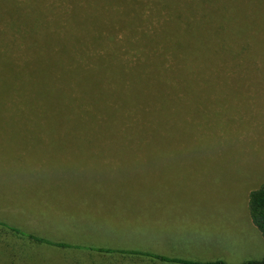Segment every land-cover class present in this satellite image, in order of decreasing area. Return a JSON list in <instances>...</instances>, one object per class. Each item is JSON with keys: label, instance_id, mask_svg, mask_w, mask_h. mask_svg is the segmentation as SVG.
Instances as JSON below:
<instances>
[{"label": "rangeland", "instance_id": "374dc122", "mask_svg": "<svg viewBox=\"0 0 264 264\" xmlns=\"http://www.w3.org/2000/svg\"><path fill=\"white\" fill-rule=\"evenodd\" d=\"M115 1L122 22L113 41L93 40L105 23L71 22L84 0H0V222L82 245L230 264L263 258L247 199L264 184V0H172L187 15V3L198 6L203 47L192 34L166 43L167 0ZM32 8L47 13L49 27L22 36L25 27L10 22ZM112 147L124 149L87 151ZM105 192L136 193L147 223L52 217V206L72 213L73 198L98 215L95 198L102 211ZM14 195L24 207L11 205ZM1 239L0 264H174Z\"/></svg>", "mask_w": 264, "mask_h": 264}, {"label": "trees", "instance_id": "16d2710c", "mask_svg": "<svg viewBox=\"0 0 264 264\" xmlns=\"http://www.w3.org/2000/svg\"><path fill=\"white\" fill-rule=\"evenodd\" d=\"M84 1H85L84 6L79 5L81 7H76L71 10L72 11L71 19H70L71 22L73 20L74 22L76 21V23L85 24L90 19L91 21L94 22L96 21L102 24L105 23L106 25L102 26L105 27L104 31L98 30L93 40H97V39H103V40L109 39L113 41L116 40L115 27L118 26L120 22H122L121 11L120 9L115 7L118 6L117 2L115 0H111L110 2H106L105 0H84ZM187 4L190 5V10H189L190 13L188 15L186 8H180L175 6V2L172 0L166 1L164 5L166 9L164 19L165 22L167 23V28L165 29L166 43L174 41L173 46L183 45L182 37L188 34H192L193 36L198 37L200 44L203 47L206 45V43L202 40V38L201 39L199 38L198 34L201 33L202 30L205 28L206 21L199 16L198 6L189 3ZM85 8H88L90 10ZM103 10L107 11V13H105ZM82 11L84 12L82 13ZM77 19H79L80 22H78ZM10 24H12L15 29L25 27L20 32H22V36H27L28 32L30 33V35H34L38 33L40 29H47L49 27V20L46 12H44L43 10H36L32 8L30 12L22 14V16L19 14L17 18H13ZM110 29H113V31L111 32ZM201 35L203 34L201 33ZM203 36H208V35H203ZM24 38L27 39V37ZM36 42H37L36 39L35 40L32 39V42L29 43V46H34ZM116 45L117 44H115V47ZM86 49H84L83 52H85ZM105 54L109 55L111 58L115 57L116 55L112 53L111 54L105 53ZM86 57L90 58L91 56L90 54H87ZM18 75L19 72L17 73L13 72L11 74V77L13 79H16L18 78ZM88 79L89 78H87L86 80ZM78 80H80V78ZM15 84L16 82L13 81L12 82L13 87L10 88L8 87L10 97H13ZM40 85H41V91H38V93L40 95H45L47 93L46 91H43L46 90L45 85L41 82ZM27 103L29 104V102ZM24 204L25 202L19 196L14 195L11 205H14L16 208H20L22 206L24 207ZM32 204L35 205V202ZM36 205H39V203H37ZM247 208L251 222L259 230L262 237L264 238V184L248 192ZM49 215H51V213ZM5 233L27 242H33L36 244L43 243L60 249H70V250L80 249L88 252L93 251L102 255L128 254V255H135L137 257L141 256L156 261L174 263V264H230L222 259L204 260V261L193 260L182 257H171L150 251H143L139 248L82 245L78 243L64 242L61 240L55 241L48 239L42 235L39 236L23 231L14 225H8L5 222H0V237L2 238V235ZM1 238H0V242H2ZM240 264H264V257L261 259H247L241 262Z\"/></svg>", "mask_w": 264, "mask_h": 264}, {"label": "crops", "instance_id": "0c3cea01", "mask_svg": "<svg viewBox=\"0 0 264 264\" xmlns=\"http://www.w3.org/2000/svg\"><path fill=\"white\" fill-rule=\"evenodd\" d=\"M101 147V146H99ZM85 149V148H84ZM91 150H87L88 152H93V153H99V152H120V149H124L123 147H112L110 149H117V150H109V151H104V150H94L92 151V149H104V148H88ZM106 149V148H105ZM78 152H83V151H78ZM87 152V153H88ZM102 156V155H101ZM112 156H116V155H112ZM88 157V156H87ZM95 157H100V156H95ZM118 158L121 161L127 160L129 157H126L124 155L118 156ZM153 173V172H152ZM74 175H76L74 173ZM80 176H88L89 174H83L80 173L78 174ZM97 175H104V174H98ZM124 177L125 174L121 173V172H115L113 175H111L112 177ZM125 178V177H124ZM150 178H154V176H150ZM123 179V178H122ZM83 186L84 183H83ZM107 192L103 193V195H101V200L103 201L104 205H103V210H100V206H101V201L99 199L95 198V201H98V204H96V207L99 209V213L98 215L96 214H92L91 216L85 215V213H83L82 211L86 208V205L83 204V206L80 208H78V202L79 199L73 198L71 202H67L72 203V207H73V212L68 214L67 211H65L64 208H67L68 206L65 205L63 208V212L62 214L57 213L56 211H54V207L52 206V217L57 218L58 220H62L61 222H63V224L66 225H87V224H93L94 223V218L96 219V217L98 219H100V223L103 225H112V226H132V225H138V224H146L147 222H145L143 219L145 218L144 215L146 217L147 214L144 213H137V211L135 209H137V201L139 200L137 194L135 193V195H127L126 194H122L121 196H116V197H111L109 198L108 195H106ZM66 199V197H65ZM82 199H84L85 201H89V197L82 196V198L80 199V203H82ZM93 201V199H91ZM65 201V200H64ZM64 201H60L61 204H59L60 208H62L61 206L64 205ZM80 211V213H79ZM84 218H88L90 219L89 221L87 220H83ZM53 220V218H52ZM60 224V222H59Z\"/></svg>", "mask_w": 264, "mask_h": 264}]
</instances>
